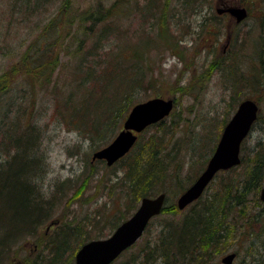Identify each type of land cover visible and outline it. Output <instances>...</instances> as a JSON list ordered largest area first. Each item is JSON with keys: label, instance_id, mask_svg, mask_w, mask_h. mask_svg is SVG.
Returning <instances> with one entry per match:
<instances>
[{"label": "trees", "instance_id": "16d2710c", "mask_svg": "<svg viewBox=\"0 0 264 264\" xmlns=\"http://www.w3.org/2000/svg\"><path fill=\"white\" fill-rule=\"evenodd\" d=\"M101 1L97 4L96 0H89L88 3L95 2L92 4L94 7L90 9L87 4V8L79 10V2L82 0H0V7H6L4 16L0 18V42L4 40L2 36L8 37L14 25L17 28L27 27L31 33H36L23 54L24 59L28 52L23 66L21 63L13 71L26 85L16 97L12 95L14 98L11 99V105L14 103L19 107L18 113L9 119L7 115L11 113L12 106L4 107V103L0 106V144L4 145V152L9 155L6 160L0 157V264L9 263L13 257L19 256L21 246L34 238L36 245L41 248V254H37L35 258L23 256L24 264H73L74 253L71 251L83 236H87L82 228H78L79 223L71 220L62 225V215L59 216L57 212L63 195L57 194L54 201H50V197L44 192L41 177L45 174L46 164L41 150L42 140L39 133L29 129L33 116L26 114L37 103V93L50 94L55 109L53 117H57L64 125L73 124L72 121L80 118L79 124L83 126L91 129L99 127L97 131L104 127L109 130L113 129L112 120L117 108L124 117L129 106L136 102L130 98V92H124L120 96L115 93H123L119 89L111 94L112 86L118 83L117 87L126 88V85L136 84V87L142 88L152 81V78L145 79L151 51L149 39H146L148 36H136L138 39L134 43L125 35L124 39H118L120 42L117 48L112 50L106 49L104 44V37L109 35V30L103 29L104 23L109 21L111 26L116 27L112 21L126 19L127 12L124 14L125 8L120 5H127L130 0L113 1L109 9L102 8ZM154 1L151 0V3ZM51 10L54 12L48 17ZM63 15L65 21L61 23L59 20H63ZM31 20L32 25L28 23ZM4 21H7L6 25ZM98 23L103 25L95 27ZM168 28L167 25L162 26L155 34L157 38L153 34L149 35L154 40L151 46H171L169 40L172 34ZM260 46L261 64L258 67L252 63L255 72H249V76L242 82L247 87L256 85L264 91V40H261ZM7 49L11 50L10 47ZM131 51L132 54H127ZM60 53L70 56V61L62 62ZM239 62L236 66H240L243 60ZM68 63L73 67L69 70V75L73 78L68 90L60 93L63 81H60L57 72L63 70L64 64ZM21 66L24 72L20 71ZM27 68L30 70L25 71ZM7 79L10 81V77ZM120 97L127 101L128 107L124 105V100L118 101L122 99ZM57 107L61 108V112ZM153 126L156 130L160 129L162 121L148 128ZM161 137H164V133ZM161 137L151 135L148 141L143 142L138 136L131 150L116 162L126 160L127 181L121 182L119 187L124 196L141 199L156 196V193L162 191L158 186L165 181L174 184L178 182V193L187 187L190 175L185 184L179 179L178 161L183 154L176 150L174 158L169 159L173 155L163 152L160 142H168H164ZM108 143L110 142L107 140L103 145ZM190 148L194 150L193 147ZM174 164L176 166L171 168ZM240 166L242 170L234 178L230 177L226 184L223 182L218 191L205 199L203 195L200 196L183 210H179L176 205H167L166 198L160 215L155 217L163 221L160 231L152 235L147 230L142 235V240L133 245L137 246L135 251L131 252L132 246L112 264H211L230 249L237 258L240 246L236 247L233 242L236 230L240 231L237 240L241 241L238 243L246 247L247 255L243 256L242 264H245L247 256L251 258V264H264V206L259 200L260 189L264 186V138L256 141L248 160L241 156L237 167ZM65 192L64 183L61 194ZM64 200L67 203L69 198L65 196ZM130 206L128 214L135 210V205ZM190 206L191 209L185 211ZM177 213L182 216L176 218ZM126 217H121L113 230ZM250 219L253 225L258 224V231L254 230ZM56 225L61 230H55L51 243L47 239L43 241L44 237L38 234L39 230ZM99 238L103 237L95 239ZM85 239L86 243L88 237ZM250 248L252 251H249Z\"/></svg>", "mask_w": 264, "mask_h": 264}, {"label": "rangeland", "instance_id": "374dc122", "mask_svg": "<svg viewBox=\"0 0 264 264\" xmlns=\"http://www.w3.org/2000/svg\"><path fill=\"white\" fill-rule=\"evenodd\" d=\"M88 1L79 2V10H84L88 5L90 9L93 8L92 4L95 2L88 3ZM99 1L96 0V3L98 4ZM113 1L116 0H102L101 7L109 9ZM126 4L125 6L120 5L125 8L123 13L127 12L126 19L122 18L118 22L112 21L116 27L111 26L109 21L104 25L98 23L95 27L103 25V29L109 30L107 31L109 35L103 39H106L104 44L109 50L117 48L120 42L118 39H124L125 35L134 43L138 39L136 36H148L145 38L149 39L151 51L148 55L147 66L149 69L147 68L145 79L152 78V81L142 88L136 87V84L126 85V88H124L125 86L117 87L118 83L112 86L111 94L117 93L121 96L124 92H130V98L136 101L129 106L124 117L121 116L117 108V113L113 115L112 120L113 129L106 130L104 127L97 131L96 129L99 127L91 129L79 124L80 118H77V121H72L73 124L64 125L57 117H53L55 114L53 98L50 94H42L44 92L37 93V103L26 113L33 116V121L29 123V129L39 133L40 140H42L41 150L45 155L46 164L45 174L41 177L44 183V192L50 197V201H54L57 194L63 195L57 212L59 216L62 215V225L72 220L71 222L79 223L78 228H82L84 235H87L83 236L77 247L71 251L74 254L79 245L86 240L85 237H88V241L98 236L106 238L111 234L116 222H119L121 217L129 218L139 205L141 198L124 196L119 191L121 182L127 181L124 164L126 160L116 163L113 167L106 166L105 162L92 160L93 153L104 147L103 143L107 140L111 142L122 129V123L134 105L154 98L173 100L174 107L170 115L162 120L163 126L158 130L154 126L148 128L139 135V138L140 141L146 142L151 135L161 137L164 133V137L161 138L168 143L160 142V146L163 145L164 153L170 152L173 155L169 159L174 158L176 150L183 154L178 161L179 179L185 184L188 181L187 176L190 175L187 187L204 170L224 126L243 100H253L258 105L260 112L250 134L242 143L241 156L243 159L248 160L252 155L256 141L264 138V91L256 85L247 87L242 82L245 77L249 76V72H255L251 66L252 63L259 67L260 45L261 40H264V20H262L264 18V0H155L153 3L151 0H130ZM228 7L244 8L248 16L236 23V19L231 14L226 11L223 12L226 15L218 12L219 9ZM5 9L6 7H0V18L4 16ZM50 12L48 17L54 11ZM64 18L65 15L61 18L63 20L59 21L64 23ZM7 21H4V25ZM32 21L28 23L31 24ZM166 25L172 34L169 40L171 46L162 48H160L161 46H151L154 40L149 35L153 34L154 38H157L155 34L162 26ZM109 26L111 28H108ZM16 28L14 25L8 37L2 36L1 38L4 40L0 42V45L4 47L0 48V106L4 103V107H11V99L22 91L23 86H26L22 83L21 78L15 76L17 73L13 74V71L15 66L18 67L21 63L23 66L28 57L27 52L23 59L25 49L29 48V44L36 35L34 32L31 33L27 27L19 26L18 31ZM9 47L10 51L7 49ZM132 53L131 51L127 54ZM59 57L62 62L70 61V56L65 54L60 53ZM240 60L243 62L240 66H236ZM22 66L20 71L24 70ZM71 68L73 67L70 63L64 64L63 70L57 72L60 81H63L60 93H64L69 88L73 78L69 75ZM99 69L101 71V67ZM27 70L30 68L25 71ZM9 77L10 81L7 79ZM59 78L57 79L59 80ZM101 84L98 85L99 90ZM119 89L123 93L119 94ZM117 90L119 92L114 93ZM123 100L122 98L118 101ZM126 102L124 100V105L128 107ZM16 103L18 104V101ZM57 108L61 112V108ZM18 109L19 107L13 103L11 113L7 115L9 119L14 118ZM81 122L85 123V121ZM190 147H193L194 150ZM188 148L191 150L189 151ZM137 151L138 149L135 150V152ZM9 154L11 155L12 152ZM8 156L4 152V145L0 144V157L2 160H6ZM174 166L176 164L171 168ZM241 166L217 173L202 194L203 199L218 191L222 187V183L226 184L230 177L234 178L242 170ZM64 183L66 192L61 194ZM173 184L170 181H165L158 187L165 193L167 205L177 206V199L183 191L178 193V182ZM162 191L158 193L160 194ZM65 196L69 198L67 203L64 200ZM130 205H135V210L128 214L127 209L132 207ZM189 209L191 206L185 211ZM181 216L180 213L176 214V218ZM243 218L244 216L241 219ZM96 221L99 223L96 224ZM161 223H163L161 219H153L146 227L145 232L148 230L152 235H156L161 229ZM250 223L252 224V219H250ZM58 226H50L49 229L41 228L38 234L44 237L43 241L47 239L51 243V237H54L55 230H61ZM253 226L255 231L260 229L257 227L258 224ZM237 236H240L239 230H236L233 235V242L236 247L240 246V254L237 258L235 254L232 264H242L243 256L247 255L246 247H242L238 243L241 240H237L239 238ZM141 240L142 237L137 243ZM136 248L137 246H133L131 252ZM40 249L36 245L35 238L29 240L21 246L19 256L13 257L8 261L9 263L3 264H24L23 256L29 255L30 258H35L37 254H41ZM231 251L232 249L227 250L211 264H223L220 259L226 254L233 253ZM249 251H252V248ZM74 254H72L73 257ZM250 262L251 258L247 256L244 263L251 264ZM26 264L29 263L26 262Z\"/></svg>", "mask_w": 264, "mask_h": 264}, {"label": "water", "instance_id": "95a60500", "mask_svg": "<svg viewBox=\"0 0 264 264\" xmlns=\"http://www.w3.org/2000/svg\"><path fill=\"white\" fill-rule=\"evenodd\" d=\"M231 14L236 23L247 17L244 8L228 7L218 10ZM173 100L154 98L134 105L122 124V129L105 147L92 155V160H104L108 167L124 157L137 140V134L147 127L163 120L173 109ZM258 105L251 99L243 100L236 107L230 120L224 126L220 139L204 170L177 199V208L184 209L197 200L219 171L228 170L240 164V148L243 140L257 120ZM264 204V186L259 193ZM166 195L143 197L137 209L104 239H93L84 243L76 252L73 264H111L121 253L132 247L143 235L150 220L160 215ZM235 253L222 257L223 264H232Z\"/></svg>", "mask_w": 264, "mask_h": 264}, {"label": "bare ground", "instance_id": "6f19581e", "mask_svg": "<svg viewBox=\"0 0 264 264\" xmlns=\"http://www.w3.org/2000/svg\"><path fill=\"white\" fill-rule=\"evenodd\" d=\"M102 162H105V161H104V160H102ZM105 163H106V162H105ZM114 164H115V163H114ZM114 164H113V165H114ZM111 264H112V263H111Z\"/></svg>", "mask_w": 264, "mask_h": 264}, {"label": "flooded vegetation", "instance_id": "af4514ba", "mask_svg": "<svg viewBox=\"0 0 264 264\" xmlns=\"http://www.w3.org/2000/svg\"><path fill=\"white\" fill-rule=\"evenodd\" d=\"M224 14V13H223ZM224 15H226V14H224Z\"/></svg>", "mask_w": 264, "mask_h": 264}]
</instances>
